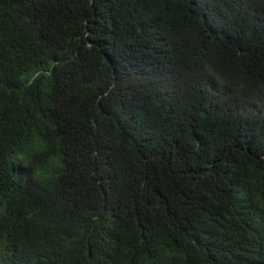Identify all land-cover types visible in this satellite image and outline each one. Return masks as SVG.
<instances>
[{
    "label": "trees",
    "instance_id": "1",
    "mask_svg": "<svg viewBox=\"0 0 264 264\" xmlns=\"http://www.w3.org/2000/svg\"><path fill=\"white\" fill-rule=\"evenodd\" d=\"M0 264H264V0H0Z\"/></svg>",
    "mask_w": 264,
    "mask_h": 264
}]
</instances>
